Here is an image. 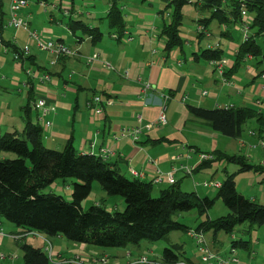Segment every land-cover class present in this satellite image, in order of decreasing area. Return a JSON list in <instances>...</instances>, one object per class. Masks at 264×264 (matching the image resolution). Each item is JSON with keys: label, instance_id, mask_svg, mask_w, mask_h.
Masks as SVG:
<instances>
[{"label": "crops", "instance_id": "obj_1", "mask_svg": "<svg viewBox=\"0 0 264 264\" xmlns=\"http://www.w3.org/2000/svg\"><path fill=\"white\" fill-rule=\"evenodd\" d=\"M196 1L189 0L183 6V23L190 24V28H181L184 45L170 52H165L163 29L170 23L173 8L164 0H125L122 4L128 27L122 40L113 37V32L96 45L88 38L74 45L68 44L76 54L54 65L50 63L53 52L49 51L48 62H45L40 60L43 50L34 46L36 50L33 47L32 54L42 66L34 78L21 62L0 47V131L23 129L25 105L28 103L31 104L32 119L44 125L36 106L37 99L44 97L55 106L52 125L49 128L44 126L49 146L60 148L72 139L79 151L103 155L129 176L131 168L150 178L166 174L176 167V182L182 188L183 185H191L194 188L191 190L198 191V185L209 177L204 175L205 167H200V154H212L220 146L229 144L228 138L242 141L243 136H226L200 119H193L189 105L205 108L249 105L264 113V69L259 70L257 64L248 63L254 58L249 54L232 71L237 52L245 40L241 30L242 19L239 23L240 38H233L232 32L227 37L225 32L234 25L220 24L216 19L203 21L210 18L212 12ZM231 2H223L227 13ZM86 3L90 7L93 4L91 1ZM93 14L96 18L97 13ZM55 18L53 15L52 21ZM215 29L220 30L216 44L203 47V39L215 36ZM47 30L53 31L52 28ZM222 36L229 40L226 50ZM128 37L132 39L125 40ZM217 47L224 48L223 57L213 59L221 60V67L213 64L212 60L196 56V52L203 48ZM95 53H98L97 59L88 61V57ZM43 67L51 72H46ZM220 70H223L222 74ZM24 71L26 77L21 75ZM46 73L50 78H45ZM252 85L254 89L251 91L249 87ZM31 88H34L33 98L30 96ZM95 94L110 97L114 103L105 105L101 114H95L87 105ZM257 100L263 102L262 106L257 104ZM161 114L166 117L165 124L159 123ZM150 123L156 125L148 128ZM136 129L139 130L137 133ZM253 131H250L252 137L256 135ZM223 162L215 161L212 165L221 166ZM186 166L192 169L193 175L186 173ZM256 174L258 182L264 183V172ZM158 185L165 187L168 182ZM67 191H72L70 185ZM118 201L123 204L122 200ZM211 240L209 238L215 249L216 242ZM25 242L36 246H47L51 242L55 254L52 263L55 264H68L74 258L95 264L100 254L109 256L107 264H128L144 254L140 248L141 252L137 253L134 247L104 250L85 243H73L63 235L56 236L53 241L51 237L27 231L0 216V264H23L20 258ZM55 243L57 249H54ZM154 247L160 255L157 245ZM194 264L199 263L195 261Z\"/></svg>", "mask_w": 264, "mask_h": 264}, {"label": "trees", "instance_id": "obj_2", "mask_svg": "<svg viewBox=\"0 0 264 264\" xmlns=\"http://www.w3.org/2000/svg\"><path fill=\"white\" fill-rule=\"evenodd\" d=\"M27 1L28 4L18 11V15L22 16L21 11L33 0ZM35 1L43 4L45 10L57 9L67 17L65 22L57 17L54 20L65 24L74 37L75 43L88 38L93 45H96L104 38L105 33L101 27L86 20L85 14L77 16H74L73 12L66 14L61 3L64 0ZM86 1L92 2V0H71V11L76 5H84L89 10ZM188 1L171 0L169 2V6L173 9L170 23L163 29V35L166 38L165 52L182 48L184 45L180 31L184 19L182 9ZM123 2L108 0V11L104 16L99 17L106 22L111 34L114 32L118 35L119 40L123 39L128 27ZM223 2L224 0H197L195 3L202 4V8L210 9L212 12L211 17L204 18L203 21L216 19L220 24L226 23L228 26L240 23L241 0H232L229 13L223 7ZM49 5L54 6L48 8ZM246 9L254 17L251 25L253 34L241 43L236 55L235 68L232 71L238 68L249 54L253 57L259 55L264 57L263 46L258 41V36L264 35V0H247ZM24 15L22 17L28 22L27 28H18L14 25L3 27V44L8 47L7 52L11 53L16 61L21 62L26 71L31 68L33 72H38L37 70H40L42 66L36 55L32 54V48L37 45L31 44L32 42L25 43L31 44L30 54L25 55L22 50L25 44L19 42L16 33H9L11 28L24 29L28 31L29 37L31 32H37L31 30L30 21ZM9 16H11L10 0L8 11H5L4 0H0V25H3ZM230 32H232L231 29H228L224 35L229 37ZM30 38L33 40L32 37ZM50 38L75 51L69 47L64 37L56 38L51 35ZM15 53L19 54L18 58H15ZM53 53L51 65L59 60L62 62L63 58L76 54V51L73 54ZM223 55V47L203 48L199 53L196 52L197 57L206 60L221 59ZM54 59L55 62H53ZM44 70L51 72L46 67ZM29 75L34 78V75ZM30 96L34 97V88L30 89ZM30 110L31 104L28 103L25 105L26 123L23 129L5 131L0 134V216L18 227L47 237L63 235L70 242L85 243L104 250L129 248L130 245L141 247L143 240L155 244L165 241L170 245H167L160 255H157L154 247L156 245H154L153 248H149L154 250V255L148 256L145 261L141 259V255L128 264H181V262L194 264L195 261L192 258L184 256L181 252L183 244L171 242L170 234L173 231L188 233L190 229H195L207 237L209 232H213L214 236H217L220 231L233 234L237 225L247 220L259 225L264 224V203L247 197L238 190L236 185L237 173L250 169L264 172V163H253L243 154L229 155L221 149H216L212 152L213 158L201 160V168L211 166L215 161L225 160L237 162L240 165L234 172L225 169L226 178L219 186L216 196L201 195L196 190H185L179 182L158 187L159 183H155L151 177H140L132 173L129 176L121 172L103 155L79 151L72 139L68 140L62 149L48 146L44 141V125L32 119ZM189 111L193 119H200L214 130L233 138L242 137L247 125L254 121L258 134L264 137V113L253 106L205 108L189 105ZM8 152H13L16 156L10 157L7 155ZM188 174L193 175L192 172ZM68 178L75 179L71 186V199L61 194L41 192L57 180ZM95 181L99 182L108 194L121 196L124 199L125 208L123 210L115 207L108 208L103 203L97 202L85 209L83 202L93 191ZM195 183L199 184V182ZM219 198L230 209L225 215L218 217L208 215L196 228L176 218L179 213L193 209H196L200 215L206 214ZM207 240L209 242L208 238ZM247 242L242 243L247 247ZM238 243L239 241H234L232 247L237 248ZM209 245L211 246L210 242ZM22 256L25 264H52L46 247L32 243L22 244ZM102 258H106L107 262L110 259L108 255L100 254L95 264H98ZM68 264L84 263L79 260H70Z\"/></svg>", "mask_w": 264, "mask_h": 264}, {"label": "rangeland", "instance_id": "obj_3", "mask_svg": "<svg viewBox=\"0 0 264 264\" xmlns=\"http://www.w3.org/2000/svg\"><path fill=\"white\" fill-rule=\"evenodd\" d=\"M71 1V0H68ZM125 0H122V2ZM140 1V0H139ZM166 4H169L168 0H164ZM92 6H89V11L93 13H97L98 18H87L85 16V19L90 21L91 23L95 25H99L101 29L105 33V38L108 37L109 29L104 20L99 19V17L104 16L107 12V9L109 7L108 0H92ZM4 6L5 11L9 10V0H4ZM30 11V12H29ZM26 12V15H24ZM21 15L26 17L30 21V27L32 31H45L46 28H52L53 31L46 32L47 35H52L54 37H64L65 41L69 45H74V37L72 36L71 32L67 29L65 24L57 23L56 21H52L53 15L57 17V19H63V21H67V17L63 16V13L60 10L53 9V10H45V7L40 2H36L35 0L30 1V4L27 8L21 11ZM230 29L232 31L233 38H236L238 40L240 38V24L235 23L233 24ZM182 29H189L190 24L184 22L181 25ZM9 33L13 34L16 33L19 37V41L21 43L25 44L28 42H32V39L29 37L28 31L24 29H13L11 28L9 30ZM215 36L211 38H205L202 41V46L207 47L208 44H216L217 40L220 37V30L215 29L214 30ZM45 34V35H46ZM228 41L227 38L222 36V43L225 45V50L228 48ZM258 41L261 43L264 49V35L258 36ZM34 50L36 48L34 47ZM228 52V51H226ZM49 55V51H41L40 54V60L48 62L47 57ZM11 56V55H10ZM253 61H249L248 63L257 64L259 70L264 69V57L262 55H259L257 57L252 58ZM48 64V63H47ZM24 77H26L27 73L24 71L21 73ZM252 78V77H251ZM252 88L254 89V86L252 85L249 87V89L252 91ZM247 93V90L246 92ZM24 127V126H23ZM22 129V128H21ZM256 124L254 121H251L247 127L245 132L243 133L242 141H244V144H241V140L238 139L237 141L234 139L228 138L229 144L225 145V147L220 146L219 149L225 151L229 155L232 154H243L245 155L250 162L257 163L260 160H264V137H261L257 130H256ZM254 130L256 135L252 137L250 135V131ZM253 131V132H254ZM4 130L0 131V134L4 133ZM46 144L49 146V139L45 137ZM220 145H222L220 143ZM255 146H257L255 148ZM53 147V146H50ZM55 148V147H53ZM63 147L56 148V149H62ZM8 156L15 157L16 154L13 152H8ZM239 163L233 162L230 160H225L223 162V165L221 166H206L204 168V175H209L208 178H205V180H213L217 182H222L226 178V171L234 172L237 171L239 168ZM257 172L253 169L242 171L237 173L236 175V185L240 192H242L247 197H255L257 201L264 203V183H260L257 180ZM192 180L191 178H189ZM74 178H68V179H59L56 181V184H51L50 186L45 187L41 190L43 193H56L61 194L67 199H71V193L67 191V187L70 185H73ZM191 183V182H190ZM63 186L62 188L57 187ZM199 186V187H198ZM198 191L201 195H210L211 197L216 196V193L218 191L219 187H211L206 186L204 184L198 185ZM188 188L189 190L194 189L191 185H183V189ZM155 194L158 193L155 191ZM118 200H122V205ZM103 203V205H106L108 208L115 207L117 209L123 210L125 208L124 206V199H122L121 196L116 195H110L108 194L104 188L101 186V184L97 181L94 182L93 185V191L88 196V198L83 202V206L85 209L89 208L94 203ZM230 211V209L225 205L224 201L222 199H217L215 205L208 211V213L200 215L196 209L185 211L182 213H179L176 218L177 220L189 225L192 228H196L197 225L206 218L208 215L211 217H218L221 215H225ZM214 234L213 232H209L207 234V238H211V241L215 240V249L218 251H221L223 253H226L227 251L232 248L234 245V241H239L237 245V254L241 260L247 261V264H264V224L259 225L257 223H254L250 220L244 221L237 225L235 228V231L233 234L227 233L225 231H220L216 239H213ZM54 241L56 236L51 237ZM66 238V237H65ZM67 239V238H66ZM68 240V239H67ZM170 240L172 243H179L183 244L182 253L184 256L190 257L193 260H195L199 264H204L200 258L199 253L197 252L195 241L193 238H191L186 231H173L170 234ZM243 241H248V246L243 245ZM154 245H157L158 251H162L167 245H170L166 243L165 241H160L158 243H151L150 241L143 240L141 241V247L138 245L133 246L130 245V247H134L135 251L138 253L141 249L142 252H147L150 249L153 248ZM46 246H43L45 248ZM57 249V244H54V249ZM140 248V249H139ZM140 251V252H141ZM20 261L24 263L23 256H21ZM52 264H55L54 262Z\"/></svg>", "mask_w": 264, "mask_h": 264}, {"label": "built area", "instance_id": "obj_4", "mask_svg": "<svg viewBox=\"0 0 264 264\" xmlns=\"http://www.w3.org/2000/svg\"><path fill=\"white\" fill-rule=\"evenodd\" d=\"M246 1L247 0H241V12H242L241 30L243 31L245 40H247L251 36V34H253V32H251L252 31L251 25H252L253 20H254L253 15L251 13H249L246 9ZM61 3H62L63 10L66 14H70L73 12L74 16L85 14V16L89 19L95 18V15L93 14V12L87 10L83 5L82 6L76 5L74 10L71 11V8H72L71 2L62 1ZM27 4H28L27 0H10L11 16L6 18L5 23H3V25H0V47L2 46L5 52L8 51V47L3 44V38H2L3 29H4L3 27L7 28L10 25H14L18 28H21V27L27 28L28 22L22 16L18 15V11L21 8H23L24 6H26ZM53 6L54 5H49L47 7L53 8ZM48 31L49 30L43 31L41 33L31 32L30 37L33 38L31 44L35 43L37 45V47H39L41 49L50 50L52 52H57V53L67 52V53L73 54L75 52V51H72L71 49L67 48L63 44L56 43L54 40H52L50 38V35L46 34V32H48ZM112 36L117 38L118 35L116 33H113ZM131 39H132L131 37H128L125 40L129 41ZM31 44H25L22 47V50L24 51L25 55L30 54ZM249 56L251 57L252 55H249ZM18 57H19V54L15 53V58H18ZM97 57H98V53H95V54L88 57V61L93 62L94 60L97 59ZM53 62H55V59L53 60ZM212 63L219 66V67H221V65H222L221 60H212ZM27 73L32 74L34 76H37V73L33 72L31 70V68H29L27 70ZM220 73L222 74L223 70H220ZM44 76H45V78H50V76L48 74H44ZM262 76L264 77V72L262 73ZM256 102L259 106H262V103H263L262 101L257 100ZM113 103H114V100L112 98H110V97L104 98L100 94H95L91 99L88 100L87 105L89 107H91V109L93 110V112L95 114H101L103 112L105 105H111ZM36 106L39 110V115H40L39 117L43 120L44 126L46 128H49L53 123L51 116L55 112L54 111L55 110L54 104L48 102L46 100V98H44V97H39L37 99ZM228 107H231V106H228ZM159 123L160 124L166 123L165 115L161 114V116L159 118ZM155 125L156 124H154V123H150V124H147V127L150 128V127H153ZM138 131H139L138 129L135 130L136 133ZM136 137L137 136H135V138ZM241 144L243 145L244 141H241ZM263 145H264V142H263ZM200 158H201V160L210 159V158H213V155L211 153H201ZM260 163H264V160H262V162H260ZM176 169L177 168L174 167L173 170L167 172L166 174L161 173L158 175H153L151 178L154 180L155 183H161L163 181H167L168 183H175L176 178L174 176V172L176 171ZM130 171L133 175L144 177V173L138 172L137 170H135L133 168H131ZM185 171L188 173H191L192 169L186 166ZM203 184L206 186H211V187H216V186L219 187L221 185V182H217V181H213V180H205L203 182ZM188 233L194 239L197 252L199 253L200 258L204 262V264H244L237 254V248L236 247H232L226 253H222V252L216 251L215 249H213L209 245L207 237L205 236L204 233H202L200 231H196L195 229H190V231ZM46 249L48 250V253H49V256L51 257V259L54 258L55 254L53 252L51 242H48ZM151 255H154V250H149L147 252H144V254L141 256V259L145 261L148 259V256H151ZM76 260H79L80 262H82L84 264H89L86 262V260H82L81 258L80 259H72L71 261H76ZM102 262H107V259L102 258L101 261L98 262V264H102ZM181 264H186V263L181 262Z\"/></svg>", "mask_w": 264, "mask_h": 264}]
</instances>
